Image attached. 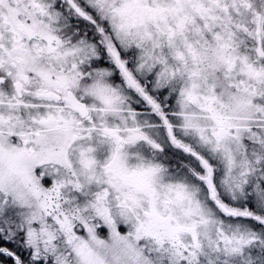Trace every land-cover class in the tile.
<instances>
[{
  "label": "snow or ice",
  "instance_id": "obj_1",
  "mask_svg": "<svg viewBox=\"0 0 264 264\" xmlns=\"http://www.w3.org/2000/svg\"><path fill=\"white\" fill-rule=\"evenodd\" d=\"M0 264H264V0H0Z\"/></svg>",
  "mask_w": 264,
  "mask_h": 264
}]
</instances>
